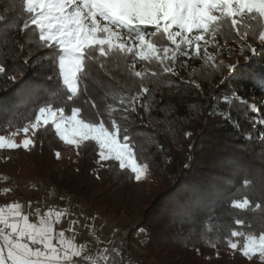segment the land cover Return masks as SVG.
<instances>
[{
	"label": "trees",
	"instance_id": "16d2710c",
	"mask_svg": "<svg viewBox=\"0 0 264 264\" xmlns=\"http://www.w3.org/2000/svg\"><path fill=\"white\" fill-rule=\"evenodd\" d=\"M27 1L0 0V136L48 108L78 111L82 122L116 131L151 179L104 155L93 138L71 146L48 121L25 155L45 168L72 147L63 182L69 193L117 216L139 209L135 228L145 231L142 247L158 264H264V249L244 252L249 236L264 235V126L248 102L222 100L237 87L264 97V45H257L264 12L224 15L209 25L207 37L239 44L251 57L246 66L181 54L140 59L95 43L83 49L72 92L63 80V49L44 37ZM144 30L154 44L171 45L162 27ZM133 63L142 66L140 75Z\"/></svg>",
	"mask_w": 264,
	"mask_h": 264
},
{
	"label": "rangeland",
	"instance_id": "374dc122",
	"mask_svg": "<svg viewBox=\"0 0 264 264\" xmlns=\"http://www.w3.org/2000/svg\"><path fill=\"white\" fill-rule=\"evenodd\" d=\"M37 16L34 23L44 37L63 49L61 69L64 83L75 92L76 73L83 49L108 42L140 59L162 60L184 55L204 64L227 61L229 66H246L250 60L239 44L207 37L210 23L224 15L264 12V0H28ZM145 26H160L171 45H156L144 33ZM141 32L135 35L134 32ZM104 33V35H101ZM246 40L250 41L248 37ZM187 48L183 50L181 45ZM258 47L264 45L261 38ZM137 75L142 66L133 63ZM198 83V80H194ZM233 98L248 102L255 119L264 126V97L241 87ZM139 112V111H138ZM218 114L224 112L219 109ZM55 122L67 143L98 141L104 155L120 158L138 178L151 179L148 169L135 160L129 145L117 132L103 125L81 121L78 111L66 116L62 111L45 109L37 120L23 129L0 136V264H158L142 245L145 231L135 228L142 219L137 208L117 216L111 210L96 208L91 199H80L64 188L68 176L65 164L73 158V148L60 151L61 162L45 168L38 166L25 150L34 141L39 125ZM3 243V242H2ZM264 235L249 236L244 252H262Z\"/></svg>",
	"mask_w": 264,
	"mask_h": 264
},
{
	"label": "bare ground",
	"instance_id": "6f19581e",
	"mask_svg": "<svg viewBox=\"0 0 264 264\" xmlns=\"http://www.w3.org/2000/svg\"><path fill=\"white\" fill-rule=\"evenodd\" d=\"M3 242V243H2ZM0 245L2 246V248H6V245L4 244V241L2 240V238L0 237ZM7 262L9 263V264H15L13 261H12V259L11 258H7Z\"/></svg>",
	"mask_w": 264,
	"mask_h": 264
}]
</instances>
